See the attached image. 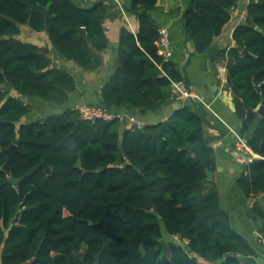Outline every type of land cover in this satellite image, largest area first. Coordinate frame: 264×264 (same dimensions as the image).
<instances>
[{
    "label": "trees",
    "instance_id": "trees-1",
    "mask_svg": "<svg viewBox=\"0 0 264 264\" xmlns=\"http://www.w3.org/2000/svg\"><path fill=\"white\" fill-rule=\"evenodd\" d=\"M157 2L130 0L126 11L138 28L120 33L116 69L101 89L106 108L155 113L174 99L171 81L184 80L173 61L158 54L160 25L150 15ZM238 4L189 0L181 21L195 53H205L222 35ZM114 7L109 0L89 8L73 0H0V264H243L241 258L256 256V249L233 227L207 179L206 171L216 168V150L205 116L191 105L142 128L118 119L82 120L73 109L23 121L32 110L24 97L64 105L76 80L52 66L45 48L22 41L21 26L44 32L81 69L97 70ZM232 38L217 57L227 60L225 89L240 120L238 134L258 156L241 164L235 182L254 199L248 217L264 238V210L257 202L264 194V116L258 114L264 0H249ZM244 48L250 54L242 55ZM12 144L18 151L9 176L3 150Z\"/></svg>",
    "mask_w": 264,
    "mask_h": 264
},
{
    "label": "crops",
    "instance_id": "crops-1",
    "mask_svg": "<svg viewBox=\"0 0 264 264\" xmlns=\"http://www.w3.org/2000/svg\"><path fill=\"white\" fill-rule=\"evenodd\" d=\"M99 1L101 0H73L75 4L86 8L92 7ZM109 1L116 7L110 12L109 17L113 19H107L105 24L108 46L99 53L103 63L97 70L81 69L73 61L66 60L59 54L52 47L44 32L35 33L30 30L29 26H21L19 38L22 41L45 48L52 60V66L70 72L76 80V88L64 105H53L44 101L42 106H38V103L43 100L37 97H24V103L32 109L24 117V122L35 121L60 113L65 109H72L75 104L82 102L103 105L101 89L116 69L120 33L123 28H130V25L134 32L138 28V20L126 11L130 6V0H118L125 14L122 13L114 0ZM248 2L249 0H239L233 21L225 27L221 36L214 39L205 53L197 54L194 43L189 38L181 21V15L187 8L189 0H158L156 8L150 11V15L160 27L167 28L171 41V60L184 76L182 82L192 96L185 98L179 94H173L174 99H170L155 113L142 114L128 105L116 108L114 111L127 116L132 115L145 124L166 120L175 110L187 104L191 105L196 113L205 116L204 129L211 137V145L216 150V168L211 171L212 179L209 181L215 184L221 208L229 215L233 227L244 235L256 250L264 253V238L260 233V225L248 217V210L254 203V199L246 198L235 182L242 171L241 164L258 158V156L248 147L244 151L238 145L235 133L238 134L240 120L232 107L233 98L225 89L227 60L217 57L222 49L233 45V30L243 22ZM118 10L120 13L115 17V12ZM106 25L109 26L108 29ZM209 91L212 92V98H209ZM195 96H198L203 102ZM257 202L264 210V194L257 199ZM257 236L262 237V243L257 241Z\"/></svg>",
    "mask_w": 264,
    "mask_h": 264
},
{
    "label": "built area",
    "instance_id": "built-area-1",
    "mask_svg": "<svg viewBox=\"0 0 264 264\" xmlns=\"http://www.w3.org/2000/svg\"><path fill=\"white\" fill-rule=\"evenodd\" d=\"M118 7L121 9L122 13H124L120 3L118 0H114ZM125 14V13H124ZM106 28L108 29L109 26L106 25ZM130 28L132 30V26L130 25ZM133 31V30H132ZM158 54L165 60L168 61L172 57V49H171V41L169 37V32L167 28L160 27L159 28V37H158ZM171 89L173 94H179L185 98L191 97L192 94L188 91V89L185 87L182 81H171ZM196 98L200 99L198 96H195ZM201 100V99H200ZM202 101V100H201ZM73 110H75L79 117L82 120H88V121H95V120H106V121H112L115 119H118L119 122H129L132 125L142 128L145 123L138 121L134 116L132 115H124L123 113L116 112L114 110H111L109 108H106L103 105H92L85 102L75 104L72 107ZM238 140H240L244 146L245 149H247V146L244 143V140L240 135L235 133ZM176 241L179 243H186V239H181L180 236H174Z\"/></svg>",
    "mask_w": 264,
    "mask_h": 264
},
{
    "label": "water",
    "instance_id": "water-1",
    "mask_svg": "<svg viewBox=\"0 0 264 264\" xmlns=\"http://www.w3.org/2000/svg\"><path fill=\"white\" fill-rule=\"evenodd\" d=\"M256 30L259 31V27L255 28ZM242 55H246V54H250L248 52L247 49H243L241 52ZM209 98H212V92L209 91ZM231 101V100H230ZM232 103V102H231ZM232 107L235 109L234 103H232ZM142 113H145L142 110ZM258 114L260 116H264V99L261 103V105L258 107ZM244 143H246V141L244 140ZM18 151V146L16 144H12L8 149H4L3 152L6 155V161L2 167V169L9 175L11 176V169H10V165H11V160L14 157V155L16 154V152ZM206 175H207V179L211 180L212 179V172L210 170L206 171ZM10 181L13 184H16L19 179L18 178H14V177H10ZM152 214H154L156 217H158V214L154 211H151ZM19 217V214H17L15 216V218L13 219V223H15L17 221ZM92 224V223H90ZM257 241L258 242H263L262 237L261 236H257ZM241 261L243 262V264H264V253L260 252L259 250H256V257L251 258V259H246V258H241Z\"/></svg>",
    "mask_w": 264,
    "mask_h": 264
},
{
    "label": "rangeland",
    "instance_id": "rangeland-1",
    "mask_svg": "<svg viewBox=\"0 0 264 264\" xmlns=\"http://www.w3.org/2000/svg\"><path fill=\"white\" fill-rule=\"evenodd\" d=\"M203 102V101H202ZM44 101H40V103H38V106H42L41 104H43ZM36 115H38V113H35ZM24 121V120H23ZM238 142V145L241 146V150L243 149L245 151V148L242 144V142L240 140L237 141ZM246 145V144H245ZM165 240L167 241L168 239L165 238ZM173 241H176V239H173ZM82 251H85L84 248L82 249Z\"/></svg>",
    "mask_w": 264,
    "mask_h": 264
}]
</instances>
